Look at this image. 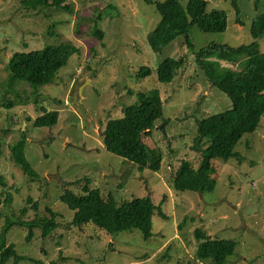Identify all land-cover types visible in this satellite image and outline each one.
<instances>
[{"label": "rangeland", "instance_id": "obj_1", "mask_svg": "<svg viewBox=\"0 0 264 264\" xmlns=\"http://www.w3.org/2000/svg\"><path fill=\"white\" fill-rule=\"evenodd\" d=\"M70 1L73 9L66 12L33 9L26 0H0V103L16 94L30 98L28 105L11 109L0 105V174L11 194L9 202L0 194V232L7 219L27 221L38 216L46 220L48 208L60 220L46 237L34 228L29 242L26 227L11 225L6 244L11 243L16 254L35 260L15 264H212L196 256L197 228L208 238L236 241L234 254L224 264H264V115L258 127L235 144L238 156L212 159L210 191H179L171 186L182 159L198 164L199 152L191 147L195 119L230 108L229 98L203 76L194 52L210 42L231 46L252 42L250 23L264 13V0H236L240 21L231 0H206L207 9L225 11L226 29L202 32L193 25L188 31L192 48L180 35L160 52H152L145 40L160 20L152 3ZM93 28L103 31L102 40ZM59 41H71L79 51L51 83L36 88L37 104L30 84L17 81L16 93L7 87L5 66L14 52L38 50ZM258 41L264 51V36ZM166 57H181L183 63L173 80L163 83L155 76V67ZM232 60L240 63L235 66ZM222 63L237 69L246 63V56L235 57L223 50ZM142 65L150 73L136 78ZM152 88L160 92L163 115L149 133L142 134V140L162 152L157 171L140 170L106 150L101 132L108 118L122 116L121 108L136 102L137 91ZM41 107L58 112L54 125H33V118L43 112ZM21 129L27 135L25 154L35 176L9 158L8 144L20 136ZM84 184L97 186L103 197L111 195L117 204L148 195L153 204L160 203L163 215L152 214V234L147 239L135 228L110 234L91 223L68 227L73 210L59 199L60 194L66 187L81 192Z\"/></svg>", "mask_w": 264, "mask_h": 264}, {"label": "trees", "instance_id": "obj_2", "mask_svg": "<svg viewBox=\"0 0 264 264\" xmlns=\"http://www.w3.org/2000/svg\"><path fill=\"white\" fill-rule=\"evenodd\" d=\"M37 8H54L66 12L72 11L70 0H26ZM152 3L160 15V20L145 36L146 44L152 52H160L178 36L183 35L188 47L193 44L188 38V31L195 25L202 32H222L227 26L226 13L222 9L206 8V0H144ZM239 20V9L236 0H231ZM100 17V16H99ZM250 34L254 40L249 43L231 46L225 43L210 42L194 52V62L201 69L207 82L230 100V108L216 114H209L195 119V134L191 138V147L199 152L197 166L189 159H182L172 178V188L179 191L193 190L204 193L210 191L214 179L212 176V159L215 157L227 160L231 156H238L233 148L245 132L254 131L264 115V51L260 49L259 39L264 36V13L253 17L250 23ZM95 36L103 39L104 33L93 28ZM223 50L231 52L233 56H246V63L240 68H233L223 64ZM79 51L71 41H59L47 44L41 49L14 52L6 62L7 87L14 91L17 81H24L34 87L32 98L37 104L36 95L39 86L51 83L60 68L65 66L71 56ZM182 58H164L155 67L158 81L168 83L173 80L182 65ZM236 66L238 60H232ZM147 66H139L136 78L149 75ZM28 94H16L12 100L0 105L11 109L19 105H28ZM136 102L121 108L122 116L108 118L102 128L103 146L136 164L138 169L144 167L157 171L160 169L162 152L151 148L142 140V134L150 132L163 115V103L158 89L135 93ZM42 108V107H41ZM33 118L35 126H52L57 122V111H46ZM27 135L21 129L20 136L8 144L9 158L30 176L37 172L30 164L25 154ZM2 151L0 148V155ZM10 187V185H9ZM0 194L4 195V202L11 200V194L6 188V178L0 174ZM73 210V218L67 222L68 227L82 226L91 223L107 233L137 229L143 239H147L151 232V217L154 212L161 215V206L153 204L148 195L133 197L117 204L111 195L103 197L97 186L82 185L81 192H74L65 188L59 197ZM32 199L28 198V202ZM1 202V197H0ZM34 202L33 208L37 209ZM50 216L46 220L40 217L30 220L7 219L0 232V264H6L11 259L15 264L22 259L35 261L24 255L16 254L11 243L6 244V233L11 225L24 226L27 229L25 240L29 242L34 235V228H40L41 236H48L59 226L58 213L47 209ZM157 210V211H155ZM195 237L199 241L196 256L203 262L224 264L225 258L234 254L236 241L227 238H208L200 228L195 230Z\"/></svg>", "mask_w": 264, "mask_h": 264}]
</instances>
